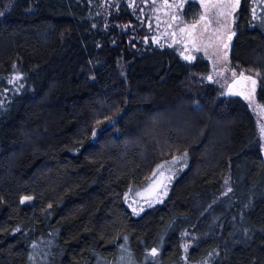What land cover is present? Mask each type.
I'll return each mask as SVG.
<instances>
[{
    "label": "trees",
    "instance_id": "1",
    "mask_svg": "<svg viewBox=\"0 0 264 264\" xmlns=\"http://www.w3.org/2000/svg\"><path fill=\"white\" fill-rule=\"evenodd\" d=\"M133 5L0 0V264H264L248 101L191 86L206 61L145 42ZM229 58L264 104V0H241ZM179 152L166 197L135 213L127 190Z\"/></svg>",
    "mask_w": 264,
    "mask_h": 264
},
{
    "label": "rangeland",
    "instance_id": "2",
    "mask_svg": "<svg viewBox=\"0 0 264 264\" xmlns=\"http://www.w3.org/2000/svg\"><path fill=\"white\" fill-rule=\"evenodd\" d=\"M188 2H195L198 6L197 13L192 17L183 13ZM240 2L241 0H132L135 4L133 7L139 6L143 13V40L173 48L190 64L198 57L205 60L208 66L205 71L191 72V86L203 87L209 83L216 86L220 96H242L248 101L256 117L260 139L264 144V104L258 98V78L236 70L229 58ZM136 22L139 23L131 21L132 28ZM20 75L15 72L11 76L13 85ZM239 75L247 78L245 85L239 87L234 84L235 88H230V82ZM162 120L161 123L166 125L167 122ZM186 158V152H179L161 160L144 183L127 190L125 200L129 207L139 214L147 207L161 202L168 194L175 174L180 168V171L185 169Z\"/></svg>",
    "mask_w": 264,
    "mask_h": 264
},
{
    "label": "water",
    "instance_id": "3",
    "mask_svg": "<svg viewBox=\"0 0 264 264\" xmlns=\"http://www.w3.org/2000/svg\"><path fill=\"white\" fill-rule=\"evenodd\" d=\"M247 81V78L244 75L237 76L234 80H232L229 84L230 88H235L234 84H238L239 87H242L245 85V82Z\"/></svg>",
    "mask_w": 264,
    "mask_h": 264
},
{
    "label": "snow or ice",
    "instance_id": "4",
    "mask_svg": "<svg viewBox=\"0 0 264 264\" xmlns=\"http://www.w3.org/2000/svg\"><path fill=\"white\" fill-rule=\"evenodd\" d=\"M253 83H255V82H253Z\"/></svg>",
    "mask_w": 264,
    "mask_h": 264
}]
</instances>
